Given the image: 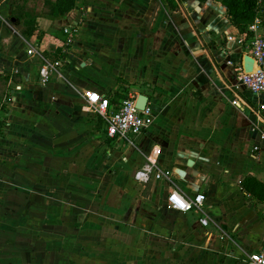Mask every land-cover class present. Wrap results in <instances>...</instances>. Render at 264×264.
<instances>
[{
    "label": "crops",
    "instance_id": "1",
    "mask_svg": "<svg viewBox=\"0 0 264 264\" xmlns=\"http://www.w3.org/2000/svg\"><path fill=\"white\" fill-rule=\"evenodd\" d=\"M56 1L0 0V264H249L264 201L242 181L264 182V93L237 67L254 68L255 19L240 31L220 0H76L64 15ZM133 89L155 117L131 143L84 94ZM174 190L205 193L204 214L171 208Z\"/></svg>",
    "mask_w": 264,
    "mask_h": 264
},
{
    "label": "built area",
    "instance_id": "2",
    "mask_svg": "<svg viewBox=\"0 0 264 264\" xmlns=\"http://www.w3.org/2000/svg\"><path fill=\"white\" fill-rule=\"evenodd\" d=\"M258 13L250 26L253 31L252 39L249 41L251 54L255 64L251 71L243 67H237L238 78L242 84L255 93H264V0H256ZM33 53V49L29 50ZM63 65L60 60L47 61L40 68V77L43 84L50 82L51 77ZM141 93L135 89L130 90L127 97L114 101L108 94L96 90H88L84 96L88 105L100 115L106 127L107 134L113 138H119L133 143L134 138L147 130L153 123L155 112L152 99L146 94L147 101L143 108L138 106ZM236 104L237 101H234ZM264 138V134L262 136ZM155 169L152 163L146 164L136 173L140 181H148ZM161 174L158 173L157 177ZM206 195L198 192L192 197H187L179 190H174L168 197L169 206L184 212L196 211L204 214ZM203 225L209 224L208 217L201 218ZM249 264H264V246L249 256Z\"/></svg>",
    "mask_w": 264,
    "mask_h": 264
},
{
    "label": "trees",
    "instance_id": "3",
    "mask_svg": "<svg viewBox=\"0 0 264 264\" xmlns=\"http://www.w3.org/2000/svg\"><path fill=\"white\" fill-rule=\"evenodd\" d=\"M76 0H57L53 12L55 15H64L75 5ZM171 7L179 6L178 0H168ZM227 8L231 21L242 32H247L248 26L257 15L258 3L255 0H220ZM242 187L256 199L264 201V182L252 175L242 181Z\"/></svg>",
    "mask_w": 264,
    "mask_h": 264
},
{
    "label": "water",
    "instance_id": "4",
    "mask_svg": "<svg viewBox=\"0 0 264 264\" xmlns=\"http://www.w3.org/2000/svg\"><path fill=\"white\" fill-rule=\"evenodd\" d=\"M251 71V70H250ZM147 101V96L142 95L138 100V106L143 108L145 106V103Z\"/></svg>",
    "mask_w": 264,
    "mask_h": 264
}]
</instances>
